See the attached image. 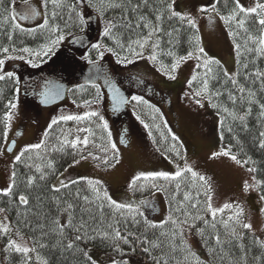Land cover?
<instances>
[{
	"label": "trees",
	"instance_id": "obj_1",
	"mask_svg": "<svg viewBox=\"0 0 264 264\" xmlns=\"http://www.w3.org/2000/svg\"><path fill=\"white\" fill-rule=\"evenodd\" d=\"M23 2L24 0H14V2L13 0H4V6L8 9V12H3L0 10V20H2L3 16L5 15H11L12 11H14V8H12L13 5ZM140 2L141 0H132L133 5ZM170 2L171 0H148V6L145 7L142 5L137 13H128V15L134 21L136 16L144 15L148 20L152 21L153 24L159 23L162 29L161 32L154 35L143 49H139L135 44H133V48H135L137 51H142L143 54L152 55L153 48L151 45L158 39L159 47L155 50V54L157 55L155 63L167 75L174 74L175 71L171 69V65L173 63L180 61L181 57H187L189 52L193 53L200 45V38L198 42L196 40V37H199V32L196 25L193 28L192 26L188 25L186 19L182 21L179 17L170 18V13L166 7V5ZM212 2L213 3L207 5L210 8H206V11L213 10L212 6L215 5L216 10H214V12L219 15L220 20L227 32L238 33V35L230 36L233 43L235 41L237 43H241L242 45L240 50L241 56L239 64L237 63L236 49L234 47L236 57L235 73H239V76L236 78L239 80L241 85L245 86L246 88H250L256 93V96L254 97L256 101H259V103H264V91L261 90L260 80H256L255 83H253L255 77H250L248 80H245L244 78L245 75L255 72L257 69L264 71V55H256L255 53H248L245 51L243 44L244 40L246 39V33L238 27L236 21H230L226 23L223 19H221V16L226 17L231 13L234 7L233 0H212ZM72 3H75V0H64L63 7L54 8V6L49 2L47 9H45L43 3V12L44 14L45 12L47 13L50 22L49 28L41 29L38 26L34 28L23 27L25 29L24 31H20L19 29L13 31L11 28V22L7 24L0 23V59H3L5 54H22V56L24 55L23 57H31L32 60H35V62L39 63V60L51 55L54 50L64 45V40L67 36L84 31L87 27L86 20L83 25L79 24L76 13L71 12L67 6ZM173 10L176 11L174 9V4ZM53 11L57 13V16L54 19L52 18ZM76 11L81 12L85 19L89 15H94L96 17V24H98L100 32L101 45L106 49L112 48L113 52L111 53L113 55L123 59L126 57L124 60L129 59V57L133 55L127 50V45L130 39L134 41L136 39L142 38L146 36L147 32L149 31V29H144L143 27L140 29H135L134 31L118 28L114 30L113 37H105L103 35L105 21L115 19L119 23L121 9H107L103 18L98 15L96 8L90 7L88 3L77 5ZM157 14H161L163 16L162 21L157 22L155 20V16ZM180 14L183 15L182 13ZM243 15V13H240L237 19L243 18ZM70 16L71 19H69ZM43 20L40 24L43 23ZM255 20L256 17L254 15L249 17L246 27H248L249 31L252 32L253 35H259V32L256 31L258 26L254 24ZM52 26H59L60 33L51 32L50 28ZM30 29H34L35 31L30 32ZM177 29L179 31H176ZM169 32L172 33L171 37L167 35ZM9 34L12 35V40H8L7 36ZM58 34H63L65 39L57 45H51V40L55 39L56 35ZM117 38H119L121 43L125 45L124 49H121L117 45ZM45 46H49L52 49L51 51H48L47 54H45ZM5 47L9 49L7 53L3 52L2 50ZM248 47L254 48L255 44L249 42ZM22 48H29L32 50V52L25 53L19 51V49ZM169 53H171V55H169ZM202 55L206 57V59L218 61L215 58L207 57L205 53L201 54V56ZM98 57L99 54L97 50L90 47L87 58L90 60H96ZM203 62L204 61L198 63L201 65V67H195L190 79L191 84H189V87L194 93L196 91H200L201 96H206L211 111L218 115V127L221 134V141L223 142V145L227 151H230L236 156L241 157L244 161H248L247 164L253 165V167L256 169L254 173L257 181L259 182L258 188L260 196H262L264 195V149L259 147V132L264 131V117H260L259 115V104L253 103L251 105L252 113L246 117V120L243 124L239 120H234L229 113L223 111V108L227 107L229 112L234 110L238 114H243L248 105L245 104L244 106H241L239 103H237L234 106L228 100V92H235L236 89L230 83V81H226V78L223 75L224 71L226 70L220 61L218 65H211L213 72L209 73L207 76L205 75L207 70L202 66ZM245 63L248 64L247 69L243 67ZM193 76H196L195 80L192 79ZM213 76H215V79L212 78ZM206 79L208 81L207 92L203 90V83ZM16 87L17 80L15 74L12 78L6 77L4 80H0V150L5 143V131L8 120L7 113L10 107L9 102L12 103V99L16 92ZM217 91L221 92L222 95L216 96L215 93ZM89 97L90 95L85 93L80 95L77 99L80 102H83L88 100ZM212 104H216L217 107H212ZM53 117L54 116L51 117L48 124H45L43 119H40L36 125L35 135L36 137L39 134L41 135L38 144L43 141V144L40 148H29V146L35 145L33 144L34 142H25L22 140L21 136L20 143L25 147L22 150L24 155L21 157V160L15 161L12 167V173L13 171L16 173L15 186L13 187L12 193L7 196L3 195V192L0 191V206L6 209L14 234L19 232L20 235H28L31 238L32 247L36 248V252L29 253V255L32 257L30 264H39L36 259L37 254H39L41 260L46 259L48 264H85V258L79 251L73 250L71 252H67L62 248L52 247L56 240L60 238L58 235L50 231L53 227H55L52 221L58 217L61 223H66L67 213H65L63 209L66 207L65 202H71L76 206L74 209V214L77 223L79 222L80 218L83 217L84 220L88 221L90 228H99L100 231L111 232V229L108 228V224L113 223V219L111 216V210L107 207V201L103 200L104 192L97 185V188L100 189V195L102 199L100 201H96L92 205H85L82 199L76 198L75 193L77 190H79L81 197L88 195L90 199L95 200V193L92 192L90 186L87 184V179L79 178L73 180L78 181L76 184H73L71 183L72 181H70L69 183H66L69 185L68 188H61L60 192H54L52 190V181L58 172L63 170V168L80 153L78 146L73 148L71 147L70 143H63L65 140L69 142L74 140L77 133L80 132V129H89L90 133L89 131L85 132H87L88 135L94 137L95 140L101 142L103 145L107 143L108 136L101 124L102 121L96 116L85 117L80 121H64L58 118V122L54 125L52 124ZM157 118L158 117L155 116L153 118H149L148 121L151 122L150 126L153 127L154 136L156 137L159 146L168 151L167 153L171 154L173 158L180 160L184 152L182 144L176 139H173V136H170L161 125L158 126L156 124V127L153 126L154 124L152 122L157 123ZM221 121H223V123H221ZM49 125H51V127H49ZM230 128L231 131H229ZM163 132L165 135H162V138L161 136L159 137L160 133L162 134ZM46 133L47 135H45ZM16 134L17 132H15L13 136ZM161 139L163 140L160 141ZM173 146H175V151L172 150ZM26 148L29 150L24 151ZM177 151L179 152V155H177ZM49 164L51 167L48 166ZM37 167H39L40 171H37ZM41 175H44L43 180L39 179ZM199 175L200 174H198V176ZM30 177L34 178L32 185H28L27 183L28 178ZM177 183L180 184L179 191H177L175 187ZM153 184L154 183L150 179L145 180L144 178H141L139 181H137L136 187L131 190L136 196H149L153 189ZM140 185H143V188H140ZM160 187L163 188L162 193L166 201L167 215L161 221H152L149 218L150 212L146 211L144 214V217H146L152 223L157 224L158 227L149 229L147 232H145V226L143 223L144 218L140 216L136 217L141 221L140 224L134 226L131 220L132 214L129 213L128 209L122 210L124 213L123 217L121 216L120 212H117L115 219L121 221H123L125 218L127 219V228H125V224L123 222L117 225L120 228L122 235H127L128 232H133L136 234V236H141V234L146 235L148 240H156L159 237L161 241H164V243L161 244V248L152 250L150 256L147 253H144L140 246H137L135 253H132L130 246L121 242V248L123 249V252L126 253V255L134 254L140 258L144 264H154L152 257H162L161 264H163L164 260H167L168 264H176L177 260L181 261L182 264H197V258L201 264H243L241 257L247 253V264H264V248H262L259 243H257V240L264 241V239H259L250 230L243 229L241 226L233 222H229L230 226L235 227L237 233L243 236L242 240H238L230 235H227L226 232H230V228L226 230L223 224L220 223V221L227 220L229 216H233L235 212L238 211V209L235 207V205L238 204L234 203L233 208L225 209L223 213H217L215 229L211 228L210 224L205 225L203 221H193L189 218L190 224L195 223V228H193L194 231H196L197 228L204 229L203 237L196 231L200 244L205 252L204 258H201L195 254V256L189 255L188 260L184 261V256L188 254L187 252H182L177 249L175 253H172L170 248L167 247V238L162 237L160 233L170 232L173 229V226L170 223L162 222L167 221L169 215H171L174 219L177 217L180 219L185 218L182 213L176 212L174 210L176 207H178L177 202L183 200L185 192H189L193 198L190 202H186L187 211L191 212L193 216L196 214L204 216L209 221H212V217L210 214L204 212V201L206 199L204 195L205 186H203V182L199 181L198 177L193 183L191 173L182 172L181 177L169 180L162 179ZM20 195H24L28 198V205H23L19 202ZM173 196H175V199H173ZM196 200H199L200 204L196 209H192L190 207V203H195ZM99 203L105 204L103 223L100 222V213L96 207V204ZM83 207L91 208V214L96 216L95 221L89 220V213L81 212V208ZM262 209H264V201H262ZM262 217L264 220V212H262ZM240 219L245 222L244 214L240 217ZM38 224L45 225L43 232H47L48 235L45 236L42 234V230L38 227ZM217 232L220 234L222 241H231L230 243L223 244V251H221L220 246L215 244V240L213 238L214 233ZM72 236V231L70 229L66 230L64 243H67V241L71 239ZM89 236H96V238L89 240L86 237L84 241L77 242L79 249L85 250L86 246L91 245L119 257L120 259L117 261L124 260L123 256L113 251L110 240H103L99 235L90 230ZM9 239L10 238L8 234L0 231V264H22V260L24 259L23 254L17 253L14 250H5ZM129 240L135 243L133 237L130 236ZM205 241H207V243ZM41 243L47 245V247L40 248L39 244ZM176 243L178 245L180 244L179 238H177ZM240 244L244 245L243 250L240 249ZM183 247L190 248L187 241ZM209 247L216 249L212 255H210L208 252ZM191 252L194 253L192 250ZM255 257H261V260L257 261Z\"/></svg>",
	"mask_w": 264,
	"mask_h": 264
},
{
	"label": "rangeland",
	"instance_id": "obj_2",
	"mask_svg": "<svg viewBox=\"0 0 264 264\" xmlns=\"http://www.w3.org/2000/svg\"><path fill=\"white\" fill-rule=\"evenodd\" d=\"M260 2L264 3V0ZM28 3L34 5L39 15L30 20H19L17 16L15 23L21 24L24 28L39 25L44 17L42 0H28ZM211 3H213L212 0H175L174 9L194 19L199 32V47L204 49L206 56L217 59L223 64L225 70L229 74H234L236 70V57L234 43L229 33L223 26L219 15L214 12V10L201 11V9L210 8L207 5ZM240 3L244 7H252L255 5L256 0H240ZM94 43L101 44L98 37ZM100 51L104 53L103 58L111 54V52L107 51L103 46ZM86 55L83 57L85 60H87ZM150 56V54H142V56L138 57L136 55H131L127 64L140 63L144 69L143 76L149 82H158L160 86L169 90L167 94L171 95L170 98L172 97V105L166 108V102L163 103L156 100L155 106L160 108L162 105V117L166 119H164L165 123H168L169 119L173 116L177 120L179 124L177 130L183 133L182 147L184 152L182 158L180 160L173 158L171 154L167 153L168 151L159 146L154 136L153 127L150 126L151 122L146 120L145 125H147V127H145L146 129L143 134L139 135L140 143L138 144V141H134L135 144L131 148V151L125 152L124 149L126 150L127 148L125 147L127 146L119 142L121 141L120 139L119 141L116 140L110 128V121L104 115L103 111L98 108L97 111L100 113L101 117H103L102 123L104 124V122H107V143L103 145L85 131L78 132L75 139L79 137L82 141L84 137H88L89 143L86 146L82 143L77 144L80 152L79 155L71 160L63 170L58 172L52 181V186L55 185L60 187L61 180L65 183H69L79 178L99 181L100 184L98 186L103 192H107L108 196L113 200L120 203H132L134 208H138L144 214L146 212L144 210V204L140 202L145 200L148 202L151 200L149 205L156 208L159 212H151L149 218L152 221H161L167 215L166 201L162 190L158 191L157 188H153L149 196H136L129 188V184L132 182L133 178L140 173L164 172L165 169L170 175L174 176L178 168L183 170L185 165H187L198 174L208 178V183L211 186V203L213 208H221L225 203L240 205L244 210L245 222L252 225L250 231L259 239H264V220L261 211L262 200L260 199L261 196L258 183L254 182L252 179L255 173H250L248 171L249 168L254 167L253 165L245 164L241 157L231 152V155H235L237 159L241 161L240 164L231 160L230 156L220 155L213 157L212 154L214 152H220L221 149L227 151L221 141V134L218 127V115L211 111L206 96L196 97L189 87V81L195 67L198 63L204 61L206 57L203 55L201 56L196 49L190 58H187V56L185 57L186 59L179 61V65L173 75H167L161 71L155 61L149 59ZM113 57H115L114 60L116 62L120 61L123 63V58L116 55H113ZM9 65L10 62L6 59L2 67L3 69H9ZM4 72L0 68V75ZM172 76L175 78H171ZM148 96L154 99L153 96ZM197 99L201 100L203 106L196 103ZM68 106L70 105L67 103L65 105L66 109ZM79 112L80 110L65 112L60 109L58 111L55 110L52 116H54L53 119H58L61 116L67 115L77 116ZM7 114L11 115V119L7 120L5 143L0 150L1 192H4L11 184L12 167L16 161L15 157L20 155L25 147L21 145L20 139L13 151H6L5 146L12 138L15 108L10 107ZM152 123L154 124L153 126L156 127L157 123ZM162 135H165L164 132L162 134L160 133L159 137L161 136L162 138ZM40 137L41 135L39 134L36 138H33L31 142H34L33 144L35 145L38 144ZM162 140L163 139L160 141ZM187 140L192 143L191 149L189 148ZM113 143L116 145L115 149L111 147ZM94 157H98V159H94ZM105 159H107V163L103 162ZM131 164L140 166L137 173L134 172L135 169L131 170L129 168ZM149 179L160 187L161 180L164 178L155 177ZM245 181H248L249 184L254 186L245 191ZM255 181H257L256 176ZM0 208L5 209L2 206H0ZM0 223L8 225L10 231L7 234L10 239L16 240L22 245L32 247L31 238L28 235L14 234L6 209L4 212L0 213ZM21 236L23 239L20 238ZM185 239L191 250L197 256L201 258L205 257L204 249L200 244L196 231L193 229H191V231L186 230ZM85 251H88L92 259L96 261V264H112L113 259H120L107 251L100 250L91 245L86 246ZM123 259L128 260L129 264H144V262L134 254L125 255Z\"/></svg>",
	"mask_w": 264,
	"mask_h": 264
},
{
	"label": "snow or ice",
	"instance_id": "obj_3",
	"mask_svg": "<svg viewBox=\"0 0 264 264\" xmlns=\"http://www.w3.org/2000/svg\"><path fill=\"white\" fill-rule=\"evenodd\" d=\"M13 2H14V0H13ZM49 2L54 6V8H59V7L64 6V0H43L45 9H47ZM174 2H175V0H171V2L166 5L167 10L170 13V18L171 17H179L180 20H182V21L186 19L188 25H190L194 28L195 27L194 19H192L191 17H185V16L181 15L180 13L173 10ZM83 3H88V5L90 7H95L98 15L101 18H103L105 11L107 9H117V8L121 9V16L119 18V20H120L119 23L115 19L105 21V27L103 30V35L105 37H113L114 36V30H116L118 28H124V29H127L129 31H134L135 29H140L141 27H143L144 29H149L146 36L139 38V39H136L134 41L130 39V41L127 45V50L129 52H131L133 55L142 56V54H143L142 51H137L135 48H133V44H135L139 49H143L145 47V45L149 43V41L152 39V37L154 35H156L157 33L162 31L159 23L153 24V22L148 20L144 15L136 16L135 21L128 15V13H137L142 5L145 7L148 6V0H141L140 3H136L135 5L132 4V0H95V2H94V0H75V3H72V4L67 5V6L69 7L71 12L76 13V17H77L80 25H83L85 23V18L83 17V14L81 12H77L76 9H77V5L83 4ZM233 3H234V7H233L231 13L226 17L221 16V19H223L226 23H228L230 21H236L238 27L246 33V39L244 40V44H243L245 51H247L248 53H255L256 55H264V3H261L260 0H256L255 5L252 7H244L240 3V0H233ZM24 5H25V8L22 12L17 14L15 11H13L10 16H8V15L3 16V19L0 20V23L7 24V23L11 22V28L13 29V31H15L17 29H19L20 31H24L25 29L22 27L21 24L15 23L17 16H18L19 20H30V19L36 17L37 15H39L37 10L28 4V0H24ZM212 8H213V10H216L215 5H213ZM0 10H2L3 12H8V9L4 6V0H0ZM206 10L207 9H201V11H206ZM240 13L244 14L243 18L237 19L238 15ZM253 15L256 17L254 24L256 26H258L256 28V31L259 32V35H253L252 32L249 31L248 27H246L249 17H251ZM56 16H57V13L55 11H53L52 12V18L54 19ZM69 19H71V16L69 17ZM162 19H163V16L161 14H157L155 16V20L157 22L162 21ZM49 26H50L49 18H48L47 13L45 12L43 23L38 25V27L43 29V28H49ZM29 31L31 32V31H35V30L30 29ZM50 31L53 33H60L59 26H52L50 28ZM176 31H179V30L177 29ZM167 35L171 37L172 33L169 32V33H167ZM229 35L230 36L238 35V33L230 32ZM7 38H8V40H12L13 37L11 34H9L7 36ZM64 39H65V36L63 34H58V35H56L55 39L51 40L50 43H51V45L54 46V45H57L60 42H62ZM196 40L198 42L199 37H196ZM249 42H252L253 44H255V47L254 48L248 47ZM116 43L121 49H124L125 45L123 43H121L119 38L116 39ZM151 46L153 48V54L149 57V59L155 61L157 59V55L155 54V50L159 47V40L157 39L156 42L153 43ZM45 47H46L45 54H47L48 51L52 50L51 47H49V46H45ZM91 47L93 49L97 50L100 57H103L104 53H103V51H100V49L102 47L101 44H99V43L92 44ZM234 47L236 49L237 63L239 64L240 63V56H241L240 50L242 48V45H241V43H237L234 41ZM2 50L5 53H7L9 51V49L7 47L3 48ZM19 51L25 52V53H31L32 52V50L29 48H22V49H19ZM107 51L113 52V49L108 48ZM197 51L201 54L204 53V49L202 47H199V46L197 47ZM114 54H116V53H114ZM169 55H171V53H169ZM192 55H193V53L189 52L187 58H190ZM18 58L23 59L24 57H18ZM124 59H126V57ZM180 59L183 60L186 58L181 57ZM89 62L91 63V61H89ZM4 63H5V61L3 59H0V67H2L4 65ZM29 63H31V61H29ZM213 64L218 65L219 61H215L212 59H205L204 60L202 66L207 70L205 73L206 76L209 73L213 72V68L211 67V65H213ZM178 65H179V61L173 63L171 65V69L173 71H175L176 68L178 67ZM197 67L199 68V67H201V65L198 64ZM243 67L245 69H247L248 64L245 63L243 65ZM13 75L14 74L12 72H7L3 75H0V80H4L6 77L12 78ZM223 75L226 78V81H230V83L236 89L235 92H233V91L228 92V100L232 103V105L235 106L237 103H239L241 106H244L245 104L248 105V107L246 108V110L244 111L243 114H238L234 110L232 112H229V109L227 107L223 108V111L226 113H229L233 117L234 120H239L243 124L244 121L246 120V117L251 115V113H252L251 105L253 103H258L259 109H260L259 115H260V117H264V103H259V101H256L254 99V97L256 96V93L253 92L250 88H246L245 86H243L239 83V80L236 78L237 76H239V73L237 72L235 74H229L227 71H224ZM250 77H255V79L253 80V83H255L256 80H260L261 90L264 91V71L257 69L255 72H251V73H248L247 75H245L244 78H245V80H248ZM171 78L174 79L175 77L172 76ZM212 78L215 79V76H213ZM192 79L195 80L196 76H193ZM189 84H191V81H189ZM93 86L97 88V91H99V87L97 85L94 84ZM203 90L205 92L208 91L207 79L204 80ZM58 94H59V92H54L52 89H47L45 92L42 93L45 102L47 101L49 96L58 95ZM194 95L196 97H200L201 92L196 91L194 93ZM215 95L220 96V95H222V93L217 91L215 93ZM131 100L136 101L137 103H146V101H144L143 97H141V96H132ZM9 103H10L11 108L16 107L15 104H13L11 102H9ZM116 103H117V105H119L121 103H124V100L118 99L116 101ZM196 103L201 104V100L197 99ZM201 106H203V105L201 104ZM212 107L215 108V107H217V105L212 104ZM90 116H98V113H96V112L85 113L84 117L67 115V116H61V117H59V119L64 120V121H69V120L80 121V120L84 119L85 117H90ZM7 119H9V120L11 119L10 114L7 116ZM100 119L103 120V117H100ZM57 122L58 121L56 118H54L52 120L53 125L56 124ZM221 123H223V121H221ZM49 127H51V125H49ZM103 127L104 128L108 127L107 122H104ZM145 127H147V125H145ZM245 127H246V125H245ZM80 131H90V130L89 129H80ZM229 131H231V128L229 129ZM45 135H47V133ZM173 139H176V137H173ZM121 142L122 143L124 142L123 138L121 139ZM63 143H65V144L70 143L71 147L75 148L77 146V144H81V143L86 146L89 143V141H88V137H84V139L82 141L80 140L79 137H77L76 139L72 140L71 142L65 140ZM42 144H43V141L40 144L29 146V148H37L38 149L42 146ZM111 147H112V149H115L116 145L113 143L111 145ZM259 147L261 149H264V131L259 132ZM28 150L29 149L26 148L24 151H28ZM172 150H174V151L176 150L175 146H173ZM23 155H24V152H21L20 155H17L15 157V160L20 161L21 157ZM177 155H179L178 151H177ZM212 155H213V157H217L220 155L230 156L231 160L235 161L237 164L241 163V161L238 160L235 155H231L230 151H226L224 149H221L220 152H214ZM94 159H98V157H94ZM103 162L107 163V159H105ZM244 163L247 164L248 161H244ZM48 166L51 167L50 164ZM37 171H40L39 167H37ZM248 171L250 173H254L256 171V169L255 168H249ZM182 172L191 173V176L193 178V183L195 182V179L197 177H198L199 181L203 182V186H205L204 195L206 197V199L204 201V205H205L204 212L207 214H210L212 217V221H209L204 216H201L199 214H196L195 216H193L191 214V212L187 211L186 210V202H190L193 198L189 192H185L184 196H183V200L178 201L177 202L178 207H176L174 209L176 212L182 213L185 218L180 219L179 217H177L174 219L171 215H169V217L167 218V221L162 222V223H170L173 226V229L170 232H161L160 233V235L162 237L167 238V247L170 248L172 253H175L177 251V249H179L182 252H187L188 254L184 256V261H187L189 255L195 256V253H192L190 248L183 247V245H185V243H186V241L184 239L185 231L186 230L191 231V229L195 228V223L190 224L189 218L192 219L193 221H196V220L203 221V223L205 225L210 224L211 228L215 229L216 228V222L215 221H216L217 213H223L225 211V209H231L234 207V205L231 203H225L223 205V207H221V208H213L212 203H211V201H212L211 186L208 183V178H206L203 175L198 176V173L195 172L190 166H187V165H185V168L183 170L178 168L177 171L175 172L174 176H170V174L167 172L140 173L133 178L132 182L129 184V188L130 189L135 188L137 181H139L142 177L145 180H147L149 178H155V177H161V178H164L165 180H169V179H175L177 177H181ZM15 177H16V173H15V171H13L12 177H11L12 183L9 185V187L6 190H4L3 195L7 196V195H10L12 193L13 187L15 186ZM39 179L43 180L44 175H41L39 177ZM252 179L254 182L259 183L258 181H255V176H253ZM33 182H34V178H32V177L28 178V181H27L28 185H32ZM71 183L76 184V183H78V181H72ZM87 184L90 186L92 192L95 193V200L90 199V197L88 195H84L81 197V193L79 190L76 191L75 196L77 199H82L84 201L85 205H92L96 201H100L102 199V197L100 195V189L97 188V185H99L100 182L89 179V180H87ZM68 186H69L68 184H66L63 180H61L60 181V187L53 185L52 190L54 192H60L61 188H68ZM253 186L254 185L249 184L248 181L244 182V190L245 191H247L250 187H253ZM152 187L157 188L158 191L163 190L162 187H158L156 184H153ZM175 187H176L177 191L180 190V184L179 183H177ZM140 188H143V185H140ZM173 199H175V196H173ZM260 199L262 201H264V195H262L260 197ZM103 200L107 201V207L111 210V216L113 219V223L108 224V228L111 229V232L100 231L99 228H90L88 221L84 220L83 217H81L79 222L77 223L76 217L74 214V209L76 206L71 202H65L66 207L63 209V211L65 213H67L66 223H61L60 219L58 217L52 221V223L55 227H53L50 231L52 233H55L56 235H58L60 237L56 240L55 244L52 245V247L53 248H62L64 251H67V252H71L73 250L79 251L82 254V256L85 258V264H96V261L92 259V257L89 255L88 251H85L83 249H79L77 246V242L84 241L86 237L89 240H93L96 238V236H89V230H90V231L96 233L97 235H99L103 240H110L113 251L116 253H119L121 256L126 255V253H124L123 249L121 248V242L123 244L129 245L132 253H135L136 247L140 246L141 250L150 256H151L152 250L161 248V244L164 243V241H161L159 237L156 240H148L146 235L141 234V236H136V234L133 232H128L127 235H122L120 228L117 226L121 222H123L125 224V228H127V219L125 218L123 221L116 220L115 216H116L117 212H120L121 216L123 217L124 213L122 210L128 209L129 213L132 214L131 220H132V224L134 226L140 224L141 221L136 218L137 216H140V217L144 218L143 223L145 226V232H147L149 229H154V228L158 227L157 224L152 223L146 217H144L143 212H140L138 210V208H134L132 203H120V202L113 200L110 196H108L107 192L103 193ZM19 202L23 205H28L29 200L26 196L20 195L19 196ZM140 203L145 204L148 202L147 201H141ZM199 204H200V201L196 200L195 203H190V207L192 209H196ZM96 207H97L98 212L100 213V222L103 223L105 204L99 203V204H96ZM235 207L238 209V211L235 212V214L233 216H229L227 220L220 221V223L223 224V226L226 230L230 228V232H226L227 235H230V236H232L238 240H242L243 236L240 235L239 233H237L236 228L231 227L229 222H233V223L241 226L243 229H248V230H251L252 225L250 223L243 222L240 219V217L243 216V214H244L243 208H241L239 205H235ZM4 211H5V209L0 208V213H2ZM261 211L264 212V209H261ZM81 212L82 213H85V212L89 213V220H92V221L96 220V216L91 214L92 210L90 207L81 208ZM185 226H186V228H185ZM38 227L42 230L43 235H45V236L48 235L47 232H43L45 225L38 224ZM69 229L72 231L73 236L71 239H69L67 241V243H64L65 232H66V230H69ZM0 231L7 234L10 231V229H9L8 225L0 223ZM196 231L202 237L204 236V229L197 228ZM17 235H20V233L17 232ZM130 236L134 238L135 243H133V241L129 240ZM20 238L23 239L22 236ZM177 238H179V240H180L179 245L176 243ZM213 238L215 240V244L217 246H220L221 251H223V244L224 243H230L231 242V241H222L221 236L218 232L214 233ZM205 242L207 243V241H205ZM257 243H259V245L262 248H264V241L257 240ZM144 245H148V246H144ZM39 247L44 248V247H47V245L41 243V244H39ZM239 247L241 250L244 249L243 244H240ZM5 250L6 251L14 250L17 253L23 254L24 259L22 260V264H30L32 257L29 255V253L36 252L35 247H28L26 245H22V244L18 243L16 240H12V239L8 240V244H7V247ZM215 251H216V249L213 247L208 248V252L210 255H212ZM225 255H226V253H225ZM246 255H247V253H245L244 256L241 257L243 264H247ZM36 259L39 262V264H48V261L46 259L41 260V258L39 257V254H37ZM152 259H153L154 264H161L162 257L161 258L152 257ZM255 259L257 261H260L261 257H255ZM112 264H129V261L128 260L117 261L116 259H113ZM163 264H168V261L164 260ZM176 264H182V262L177 260ZM197 264H201V262L199 261L198 258H197Z\"/></svg>",
	"mask_w": 264,
	"mask_h": 264
},
{
	"label": "flooded vegetation",
	"instance_id": "obj_4",
	"mask_svg": "<svg viewBox=\"0 0 264 264\" xmlns=\"http://www.w3.org/2000/svg\"><path fill=\"white\" fill-rule=\"evenodd\" d=\"M19 5L20 4L13 5L14 11L17 13L24 10V8ZM96 26V32L90 34L91 41L87 47L70 46L68 40L69 37L72 36L71 35L66 37L64 45L54 50L51 55L41 59L42 61L39 60V63L32 60L31 57L27 58L25 56L23 59H19L18 57L24 56H22V54L4 55L3 60H9L10 68H0L3 72L5 71L4 73L13 72L17 80L16 92L12 99V103L16 105L13 118L14 125L12 136L15 132L19 134V140L17 139V143L20 141L21 136L22 140L25 142H31L33 138L36 137L35 130L37 123L40 119H43L44 123L48 124L55 110L58 111L61 109L65 112L80 110L79 115L77 116H85V113L96 112L98 113V116L96 117L100 119L101 115L97 111L98 108H100L110 121V128L113 131V136L116 140L119 141V139L121 140L123 138L124 142H119L127 146L125 147L127 149H124L125 152L131 151V148L136 141H138V144L140 143L139 135L143 134L146 129L145 120L148 121L149 118L155 116L158 117L157 125H161L170 136L176 137V140L182 144L183 133L180 130H177L179 124L175 117H171L168 123H165V118L162 117V105L160 108L155 106L156 100L163 103L166 102V108H169L172 105V97L170 98L171 95L167 94V91L169 90L160 86L158 82H149L143 76L144 69L140 63L127 64L128 59H122L123 63L120 61L116 62L113 54L106 56V58L99 56L96 60H90L87 58L86 54H88L91 45L95 44L94 42L97 37L100 42L98 24ZM81 33H88V28L87 30L85 29L84 31L73 35ZM84 54L86 55L87 60L83 58L85 56ZM29 61H31V63H29ZM89 61L100 65L103 72V78L106 79V84L113 83L119 90L124 92L127 99L121 106H116L109 100L106 88L100 79L94 82L82 80L81 72L88 64H90ZM48 78L62 81L67 84V87L64 100L49 106H44L40 103V97L43 90L47 87L46 80ZM94 84L99 87V91L93 86ZM85 93L90 95L89 99L80 102L77 98ZM148 95L153 96L154 99H151ZM132 96H141L146 103H137L136 101L131 100ZM67 103L70 106L66 109L65 105ZM101 124L103 126V123ZM106 130L107 128L105 131ZM187 143L191 149L192 143L188 142V140ZM129 168L131 170L135 169L134 172L137 173L140 166L131 164ZM164 172L167 171L164 169ZM150 203L151 200L144 204V210L147 212H159L156 208L149 205Z\"/></svg>",
	"mask_w": 264,
	"mask_h": 264
},
{
	"label": "water",
	"instance_id": "obj_5",
	"mask_svg": "<svg viewBox=\"0 0 264 264\" xmlns=\"http://www.w3.org/2000/svg\"><path fill=\"white\" fill-rule=\"evenodd\" d=\"M86 22L88 26V33L74 35L69 38L68 42L70 46L76 47H87L91 41L90 34L96 32L95 23L96 17L94 15H89L86 17ZM82 80L87 82H94L96 80H101L102 84L106 88V92L108 95L109 100L116 106H121L123 103L117 105L116 101L118 99H123L124 101L127 99L124 92L119 90L113 83L106 84V79L103 78L102 70L99 64L97 63H90L82 70ZM47 87L43 90L45 92L47 89H52L54 92H59L58 95H51L48 97L47 101L45 102L43 95L40 97V103L44 106H49L55 103H58L65 98V91L67 84L63 83L62 81H58L56 79L48 78L46 80ZM16 138L12 139L7 147L5 148L6 151L11 152L14 150L16 146Z\"/></svg>",
	"mask_w": 264,
	"mask_h": 264
}]
</instances>
